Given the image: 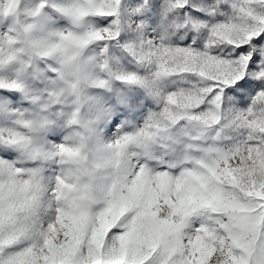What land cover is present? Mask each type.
Masks as SVG:
<instances>
[{
	"label": "snow or ice",
	"instance_id": "snow-or-ice-1",
	"mask_svg": "<svg viewBox=\"0 0 264 264\" xmlns=\"http://www.w3.org/2000/svg\"><path fill=\"white\" fill-rule=\"evenodd\" d=\"M120 2L76 0L67 12L115 17ZM117 35L61 37L83 49ZM197 48L178 38L129 49L154 65L153 79L119 78L149 87L160 111L111 143L103 164L82 142L59 145L69 167L50 196L35 172L0 167V264H264V15L242 6ZM28 127L0 139L28 151ZM101 169L107 190L94 197Z\"/></svg>",
	"mask_w": 264,
	"mask_h": 264
},
{
	"label": "rangeland",
	"instance_id": "rangeland-1",
	"mask_svg": "<svg viewBox=\"0 0 264 264\" xmlns=\"http://www.w3.org/2000/svg\"><path fill=\"white\" fill-rule=\"evenodd\" d=\"M4 2L0 0V5ZM75 2L18 0L14 13L5 15L0 9V136L30 125L24 130L28 151L0 139V167L35 172L47 188L46 196L69 167L55 155L59 145L82 142L90 164H103L99 147L135 134L160 111L149 87L119 78L134 74L140 81L153 79L154 65L138 59L130 48L149 39L177 46L179 38L181 45L188 41L193 48L199 42L197 50H202L211 28L232 21L240 7L247 5L264 15L262 0H188L182 9L174 0H121L115 17L93 15L76 22L67 12ZM26 26H32V35L38 38L58 39L69 32L104 28L118 35L84 48L81 58L91 79L79 93H72L55 57L24 50L19 37ZM10 38L15 42L10 44ZM10 49L16 51L11 59Z\"/></svg>",
	"mask_w": 264,
	"mask_h": 264
},
{
	"label": "clouds",
	"instance_id": "clouds-1",
	"mask_svg": "<svg viewBox=\"0 0 264 264\" xmlns=\"http://www.w3.org/2000/svg\"><path fill=\"white\" fill-rule=\"evenodd\" d=\"M32 26H26L20 33V40L24 44V50L29 52H39L47 54V56L55 57L59 62L62 70L63 79L67 91L72 93H79L81 85L87 83L91 79V74L88 70L87 63L82 60L81 54L84 50L75 46L72 39H58L52 38H38L32 35ZM16 51L10 49L9 58L14 57ZM75 85V87H73ZM110 145V144H109ZM109 145L98 148V154L107 158L110 154ZM98 179L93 183L92 195L94 197H103L108 181L103 177L107 175L105 171L99 172Z\"/></svg>",
	"mask_w": 264,
	"mask_h": 264
}]
</instances>
